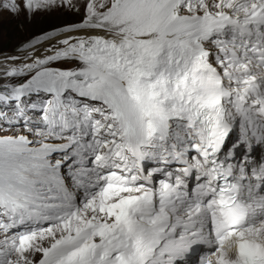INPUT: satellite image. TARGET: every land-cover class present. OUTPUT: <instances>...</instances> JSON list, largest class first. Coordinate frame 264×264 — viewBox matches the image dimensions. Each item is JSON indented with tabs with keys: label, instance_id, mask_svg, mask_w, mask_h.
Segmentation results:
<instances>
[{
	"label": "snow or ice",
	"instance_id": "1",
	"mask_svg": "<svg viewBox=\"0 0 264 264\" xmlns=\"http://www.w3.org/2000/svg\"><path fill=\"white\" fill-rule=\"evenodd\" d=\"M55 9L0 53V264H264V0H0Z\"/></svg>",
	"mask_w": 264,
	"mask_h": 264
},
{
	"label": "rangeland",
	"instance_id": "2",
	"mask_svg": "<svg viewBox=\"0 0 264 264\" xmlns=\"http://www.w3.org/2000/svg\"><path fill=\"white\" fill-rule=\"evenodd\" d=\"M79 2V0H75ZM79 19V13L69 9L37 11L28 19L23 12L12 16L0 11V53H13V50L32 35L39 34L64 23Z\"/></svg>",
	"mask_w": 264,
	"mask_h": 264
}]
</instances>
